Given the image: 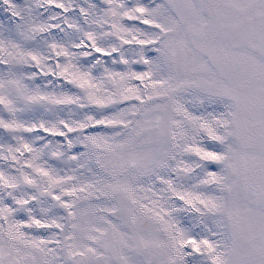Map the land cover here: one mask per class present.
<instances>
[{
    "label": "snow or ice",
    "instance_id": "snow-or-ice-1",
    "mask_svg": "<svg viewBox=\"0 0 264 264\" xmlns=\"http://www.w3.org/2000/svg\"><path fill=\"white\" fill-rule=\"evenodd\" d=\"M0 264H264V0H0Z\"/></svg>",
    "mask_w": 264,
    "mask_h": 264
}]
</instances>
